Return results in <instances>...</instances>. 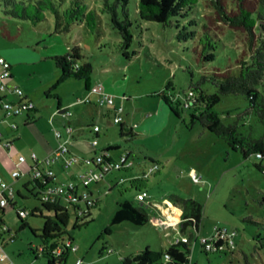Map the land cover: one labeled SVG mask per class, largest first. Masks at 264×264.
<instances>
[{
  "label": "rangeland",
  "instance_id": "rangeland-1",
  "mask_svg": "<svg viewBox=\"0 0 264 264\" xmlns=\"http://www.w3.org/2000/svg\"><path fill=\"white\" fill-rule=\"evenodd\" d=\"M104 1L85 0L98 14L93 32L74 25L69 32L56 34L50 14H46V20L33 24L5 15L0 0V58L11 65V84L20 87L33 102L31 113L36 120L26 126L18 125L16 135L25 132L15 142L19 154L29 158L33 152L37 154L35 149L40 154L46 153L49 143L56 140L55 131H60L64 140L65 129L53 115L61 114L58 110L69 109L73 117L65 120L78 119L73 132L77 138H86L84 150L91 148L93 155L108 140L120 145L119 153L129 151L133 161L129 171H113L104 180L88 186L96 204L90 208L87 225L74 228L72 213L64 228L62 239L71 238L77 248L68 251L64 264H76L78 259L81 264H122L124 257L146 249L161 252L175 236L192 234L189 264H264V249L260 244L264 241V174L255 167V164L264 167V158L255 155L244 158L240 151L232 150L224 139L193 121V109L187 108L185 101L199 90L215 91L212 75L217 70L235 67L243 48L241 34L219 20L211 26L224 27L222 33L204 34L203 26L214 11L207 7L209 0H196L184 10L177 9V15L182 17L174 18L171 26L140 21L135 13L138 0H128L133 37L130 46L124 49L121 37L111 26L110 14L101 9ZM233 3L228 0V9ZM178 31H182L181 37L186 40L178 39ZM192 31L195 37L189 38ZM198 44L200 49L202 44L214 46V50L206 47L205 51L213 53V60H197L193 49ZM74 46H80L85 60L93 66L87 81L61 80V71L51 59ZM96 84H102L114 97L113 106L97 104L98 96L89 92ZM246 107L243 97L229 95L215 109L223 117L236 115ZM118 108L122 112L118 113ZM117 115L127 128L133 129V138L120 136V124L114 122ZM85 121L101 126L104 134L98 138L100 146L92 145ZM154 163L158 169L150 174ZM68 171L57 184L73 181L81 194L87 189L81 177H71ZM192 171L197 182L191 176ZM131 172L140 178L143 173L148 174L141 178L148 193L146 203L172 207L174 196L194 200L201 207L199 230L188 228L178 234L174 229L156 227L150 221L141 226L130 222L113 225V216L121 202L129 199L136 203V191L129 180H124ZM27 180L28 177H21L13 183L16 204L7 205L0 213L4 225L15 235L14 241L5 245V251L14 264H46L40 252L46 243L31 231L37 230L39 234L44 219L28 216L24 220L28 225L20 229L22 220L17 216L19 209L31 212L35 207H40L44 216H52L24 189ZM16 189L22 197L16 194ZM147 212L151 218L162 215L153 206H148ZM159 219L165 221L164 216ZM219 238L223 240V248L218 252L204 250V241Z\"/></svg>",
  "mask_w": 264,
  "mask_h": 264
},
{
  "label": "trees",
  "instance_id": "trees-1",
  "mask_svg": "<svg viewBox=\"0 0 264 264\" xmlns=\"http://www.w3.org/2000/svg\"><path fill=\"white\" fill-rule=\"evenodd\" d=\"M128 2V0H114L113 3H109L105 0L101 8L110 14L111 26L121 37L124 49L130 46L133 37L130 31L132 22ZM195 2L196 0H138L135 13L140 21L171 26L174 18L182 17L177 15V9L184 10ZM233 2L231 8L228 9V0H209L207 7L213 8L214 11L213 15L207 17L203 30L205 35L214 31L222 33L224 27L211 26L219 20L232 31L241 34L243 48L236 59V65L214 72L211 81L215 91L208 93L199 90L197 93L188 95L185 99L186 107L193 109L191 114L193 121L224 139L232 150L240 151L244 158L255 155L262 159L264 158V0H233ZM3 5L5 15L33 24L46 20V14H50L54 18L53 31L56 34L69 32L74 25L87 28L91 32L97 26L98 14L95 9L85 3V0H3ZM177 25L175 21L176 28H178ZM181 35L182 31H178V39L186 40ZM194 37L195 33L192 31L189 38ZM199 46L198 44L193 49L197 60H213V53H205V51L206 47L214 50V46L202 44L201 49ZM51 59L56 68L61 71V80L87 81L93 71L91 62L85 60L80 46H74L65 54L54 55ZM229 95L243 97L247 102V107L236 115L226 114L222 117L215 107L223 97ZM169 106L178 115L177 111L171 105ZM119 124L121 137L133 138L135 136L132 128H127L122 121ZM119 150L120 145L115 143L102 151L109 152L111 157L116 159L122 154ZM124 153H127L130 158L129 151ZM255 167L264 174V167L261 164H255ZM141 176L144 178V173ZM54 182L53 177L45 175L42 171L39 178H34L30 184L24 185V189L37 198L41 206L51 212L52 216H44L40 207H35L31 212L19 209L17 216L22 220L20 229L28 225L24 222L28 216H40L44 219L39 234L37 230L31 229L35 236L40 237L46 243L40 248L41 255L46 259V264H64L69 251L66 244L67 242L73 243L71 238L67 241L62 239L65 233L64 228L68 225L72 213L75 216L74 228L87 225L90 222L88 218L91 207L83 210L73 203L65 204L55 198H45L47 186ZM129 183L136 191V195L141 191H146L140 181H129ZM17 195L22 197L20 193ZM172 198L175 206L180 209L182 234L187 228L198 231L201 222V207L192 199H183L178 196ZM13 201H10L9 205L15 206ZM21 211L25 212L24 216L20 215ZM3 212L4 208L0 207V213ZM1 214L0 226L4 225ZM149 220L147 207L143 202L135 203L133 200L126 199L118 205L112 224L130 222L141 226ZM14 239L13 234L11 241ZM193 240L194 235L192 234L187 242L174 243L161 252L146 249L124 257L121 261L122 264H157L161 261L165 264H189ZM212 242L214 243L212 250H206L203 245L205 251L218 252L217 250L224 246L220 238ZM260 244L264 249V241Z\"/></svg>",
  "mask_w": 264,
  "mask_h": 264
},
{
  "label": "built area",
  "instance_id": "built-area-1",
  "mask_svg": "<svg viewBox=\"0 0 264 264\" xmlns=\"http://www.w3.org/2000/svg\"><path fill=\"white\" fill-rule=\"evenodd\" d=\"M11 65L8 61H6L4 58H0V110L3 111L5 117L7 118H13L17 116H22L27 112L34 110V104L32 101L26 98L25 92L18 86L12 85L10 83L11 79ZM90 93L98 95L97 104L100 106H113L115 101L114 97L107 93L103 87L102 84H96L90 89ZM7 96H15L17 97V101H11L7 99ZM85 102H89V100H86ZM117 112H122V108H118ZM63 116L66 118H70L72 116V113L69 111V109H65L63 111ZM121 117L119 115L114 117V122L119 124L121 123ZM11 130L17 129V124L15 122H12L10 124ZM93 132L94 134H97L99 132V126L94 125L93 126ZM67 134H71V127H68L66 129ZM55 137L58 141V146L55 149V151L44 158L41 162L47 166L45 170H40L39 168L35 167L32 170V179L39 178L41 176V172L47 176L53 177V170L50 169V167L57 163L62 158V167L63 169H68L71 166L77 164L80 161V158L75 155H70L69 148L67 146V141L62 139V134L60 131H55ZM99 144L98 138L94 137L92 139V145L94 147H97ZM7 147L8 143L3 140L2 132L0 131V147ZM69 154V155H68ZM32 159L34 161H38L35 154H32ZM20 162H24L25 159L23 156L19 157ZM83 163L89 167H95L96 169H91L86 174L81 176V181L84 185V187H88L91 183H98L102 180H104L105 176L109 174L112 171H120L124 169L131 168L133 165V162L130 160L127 153H122L119 155L118 158L114 159L111 157L109 152H103L95 154V157L93 158H84ZM158 169V165L154 163L150 168V174H152L155 170ZM23 175V173L20 170H16L12 173V177L14 179H18ZM148 174L144 173V177H147ZM191 176L195 182L198 181V178L196 174L192 171ZM124 181V180H122ZM45 198H55L58 199L61 203H73L75 205H79L80 202L84 201V206L80 207L81 209L85 210L86 207H91L95 204V200L92 198H88L87 195L78 196L76 193V187L72 182L68 183H53L49 184L47 186ZM14 192L13 188L7 184L5 181H3L0 178V207L5 208L7 205L10 204V201H13L14 199ZM148 198L147 191H141L139 192L136 197V202H143L145 203ZM80 206V205H79ZM21 216L25 215L24 211L20 212ZM180 217V215H179ZM163 222V221H162ZM176 225L180 224V218L175 223ZM162 225H168V223L163 222ZM171 225V223H170ZM13 238V234L8 229L7 226L2 225L0 226V264L7 262L8 264H13L12 259L5 251V245L11 241ZM188 237L182 236L181 238L176 237L175 243L179 242H187ZM216 241V240H212ZM212 241H204L203 245L206 248V250H212L213 249V242ZM67 247L69 250H76L77 248L73 246L72 242H67ZM168 258V256H166ZM81 260H77L76 264H81Z\"/></svg>",
  "mask_w": 264,
  "mask_h": 264
},
{
  "label": "crops",
  "instance_id": "crops-1",
  "mask_svg": "<svg viewBox=\"0 0 264 264\" xmlns=\"http://www.w3.org/2000/svg\"><path fill=\"white\" fill-rule=\"evenodd\" d=\"M11 80H12V77L10 79V83H11ZM25 96L27 99H29V97L26 94H25ZM7 99H9L11 101H15V100L17 101L18 100L17 97H15V96H7ZM94 102H95V100H94ZM88 103H90V102H88ZM64 110H58V112H60L61 114L53 115L54 116L53 118L54 119L58 118L61 120V126L65 129V132H66V134L64 135V140L67 141V146L70 145L68 147L69 151H70L69 153H70V155H75V156L79 157L80 161L77 164L71 166V167H74V169H71V167L68 169H63L62 158L57 163L53 164L50 167V169L53 170V178H54L55 183H57L60 179H63L62 177L67 173V170H70V171H68V174L71 177H76V176L81 177L82 175H84L88 171H90L91 169H96L95 167H89V166L85 165L83 163V159L84 158H93L95 154L100 153L102 150H105L109 146L115 144V143H111L108 140H106L105 142L102 143L101 147H99L100 148L99 151L96 153V150H95L93 155L91 153L92 152L91 148H88V150H84L83 149L84 144H87L86 138H84V136L77 138V136H75V134L73 132L75 130V129H73L74 123H77L78 119H76V117H75L74 119H69L66 122V120H65L66 117H64L62 114ZM31 112L32 111L27 112L22 116L7 118V117H5L3 111L0 110V131L2 132L3 140L8 143L7 147H3V146L0 147V178L3 181H5L7 184H9L11 187L13 186V183L19 179V178L14 179L12 177V173L16 170H20L23 173V175L21 177H28V180L24 183V185L30 184L32 181V170H33V168L37 167L40 170H45L47 168V166H44L45 164H43L41 161L44 158H46L47 156L51 155L58 146V141L56 139L52 143H49L50 146L47 149L46 153H44V154H40V150L35 149L36 150L35 152H37V154L39 153V155H37L34 152L32 154L36 155V157L38 159L37 162L32 159V157H31L32 154L29 156V158L19 154V151L16 149V143L15 142L17 140L21 139L24 136L25 132L23 130V131L19 132L18 135H16V130L19 129V127H18L19 124H23L24 126H26L30 123L36 122V120L34 119ZM72 117H73V115H72ZM12 122H15L17 124L16 130H11L10 124ZM83 124H85L90 129L89 137L91 139H93L94 137L100 138L101 135L104 134L101 126L97 122L85 121V123H83ZM93 125L99 126L100 130L97 134H94V132L92 130ZM68 127H71V129H72L70 135H68L67 131H66V129ZM132 132H133V129H132ZM54 137H55V134H54ZM98 146H100V142H99ZM20 156L24 157V159H25L24 162L19 161ZM132 167H133V165H132ZM131 168L125 169V171H129ZM112 172H110L109 174H111ZM79 175H81V176H79ZM139 177H140L139 174H136L135 172H131L128 177L124 178V180L127 179V180L133 181V182H136V181L142 182V179H139ZM70 182H72L75 185L76 193L78 194V196L87 195L88 198H92V191L89 190L88 187H85L87 189L80 194V189H79L78 184L74 183L73 181H70ZM13 192L15 194L14 190H13ZM17 193H20V191L18 189H16V194ZM83 203H84V201L79 203L80 207H83ZM13 204H16L15 199L13 201ZM95 204H96V202H95ZM144 204H145V207L153 206L154 208H157V210H159V209L161 210L162 215H155L153 218H151L149 216L150 217L149 221L154 226L162 227L164 229L165 228L166 229H174V230H176V232L178 234H182V232L180 231V224H178V225L175 224L180 218L179 217V215H180V209L179 208H177L176 206L170 207V205H165V204H154V203L151 204V203H146V202ZM93 206H91V207H93ZM162 216H164V218H165V221H163V222H165V223L167 222L168 225H162L163 222L161 219H159V217H162ZM170 223H171V225H170ZM187 229H185V231ZM176 237H178V236H175L172 240L168 241L169 246L175 243ZM2 264H8V263L4 262ZM13 264H14V262H13Z\"/></svg>",
  "mask_w": 264,
  "mask_h": 264
}]
</instances>
